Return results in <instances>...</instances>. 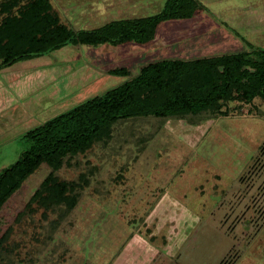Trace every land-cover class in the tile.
Segmentation results:
<instances>
[{
	"label": "rangeland",
	"instance_id": "1",
	"mask_svg": "<svg viewBox=\"0 0 264 264\" xmlns=\"http://www.w3.org/2000/svg\"><path fill=\"white\" fill-rule=\"evenodd\" d=\"M60 2L53 13L74 32L117 21L118 11L156 15L165 0H120L113 10L108 0L64 2L69 9ZM203 2L208 11L198 2L188 9L196 17L164 20L146 43H69L0 70V171L31 145L28 130L143 64L264 49V0ZM223 109L161 127L150 118L117 120L58 169L41 163L0 204V264H264V102ZM51 172L72 182L71 206L34 201Z\"/></svg>",
	"mask_w": 264,
	"mask_h": 264
},
{
	"label": "trees",
	"instance_id": "2",
	"mask_svg": "<svg viewBox=\"0 0 264 264\" xmlns=\"http://www.w3.org/2000/svg\"><path fill=\"white\" fill-rule=\"evenodd\" d=\"M22 1L0 0V70L69 43H146L153 38L159 23L189 17L192 11L188 9L198 3L196 0H167L156 15L73 32L53 13L49 0ZM110 72L127 75L125 68H114ZM255 98L264 102V49L251 47L229 54L162 59L143 64L134 77L28 130L23 137L30 140L31 145L0 171V204L41 163L58 169L66 154L85 150L117 120L135 116L150 118L161 127L168 119L226 114L227 110H222L225 103L235 100L252 103ZM72 187V182L62 181L51 172L33 199L45 207L49 203L71 206L74 202Z\"/></svg>",
	"mask_w": 264,
	"mask_h": 264
},
{
	"label": "crops",
	"instance_id": "3",
	"mask_svg": "<svg viewBox=\"0 0 264 264\" xmlns=\"http://www.w3.org/2000/svg\"><path fill=\"white\" fill-rule=\"evenodd\" d=\"M49 1H51V5H52V3H53V0H49ZM60 1H62V2H60L61 3V5H60V3H59V6H58V8L59 9H61L62 7L63 8H66V9H69L70 8V5H65V3L64 2H67V1H70V0H60ZM131 1V0H130ZM167 0H165V2H166ZM196 1H198L199 3H200V5H203L204 6V8H205V10H207V8L206 7H208V6H205L203 3V1H207V0H196ZM209 2H210V0H208ZM165 2H164V4H163V7H164V5H165ZM131 3H133V2H131ZM62 4H63V6H62ZM134 5L137 7V8H139L141 5H142V3L141 2H139V5L135 2L134 3ZM144 5H146V3H144ZM52 7H53V5H52ZM61 7V8H60ZM114 7V9H117V8H119L120 7V0H108V8L110 9V10H113L112 8ZM58 9V10H59ZM197 9H198V6H197ZM60 11V10H59ZM161 11V10H160ZM159 11V12H160ZM208 11V10H207ZM159 12H157V13H159ZM200 12V11H199ZM60 13V12H59ZM100 13V15L104 18V14L102 13V12H99ZM137 14H140V13H137ZM137 14H135V15H137ZM197 13H195V11L189 16V17H186V18H189L190 19V17H194L195 15H196ZM85 15V14H84ZM86 15H88V14H86ZM111 15H113V14H111ZM117 15H119V19L117 20V21H120V20H129V19H135V18H143L142 16L141 17H137V16H132L133 18H131L130 16H128V17H125V12H123V11H118V13H117ZM141 15V14H140ZM196 17V16H195ZM220 17H222V16H220ZM174 19V18H173ZM220 20H222V18H219ZM84 20L85 21H87L85 18H84ZM181 20H185V19H181ZM110 21V20H109ZM173 21H175V20H173ZM222 21H224V20H222ZM111 22H113V21H111ZM163 22V21H162ZM161 22V23H162ZM107 23H110V22H106V23H103L104 25L105 24H107ZM103 24H101V25H103ZM103 25V26H104ZM159 25H160V23H159ZM159 25H158V27H159ZM198 25H201L200 23L198 24ZM193 27H195L194 26V24H193ZM197 27H200V26H197ZM83 30H87V29H83ZM88 30H90V29H88Z\"/></svg>",
	"mask_w": 264,
	"mask_h": 264
}]
</instances>
